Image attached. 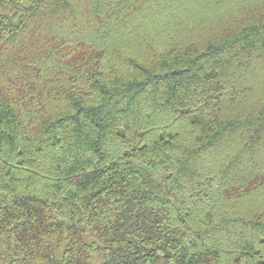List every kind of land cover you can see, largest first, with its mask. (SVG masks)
<instances>
[{
    "label": "trees",
    "instance_id": "1",
    "mask_svg": "<svg viewBox=\"0 0 264 264\" xmlns=\"http://www.w3.org/2000/svg\"><path fill=\"white\" fill-rule=\"evenodd\" d=\"M0 264H264V0H0Z\"/></svg>",
    "mask_w": 264,
    "mask_h": 264
}]
</instances>
